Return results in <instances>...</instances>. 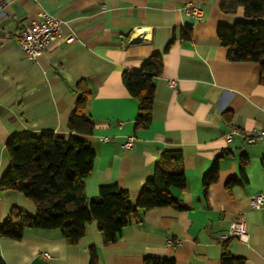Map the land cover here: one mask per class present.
Returning <instances> with one entry per match:
<instances>
[{
	"label": "crops",
	"instance_id": "obj_1",
	"mask_svg": "<svg viewBox=\"0 0 264 264\" xmlns=\"http://www.w3.org/2000/svg\"><path fill=\"white\" fill-rule=\"evenodd\" d=\"M220 2L0 0V182L9 168L7 141L40 134L80 137L95 153L83 180L88 199L103 185H117L134 205L164 150L182 152L186 178L184 191L172 190L182 210L144 212L116 243H107L94 223L76 244L59 230H31L19 241L0 239L5 264H90L91 247L96 264H142L146 257L220 264L224 244L244 264H264V207H250L251 197L264 194V145L223 139L231 128L264 130V85L257 63L227 59L218 27L243 20L244 10L237 5L225 12ZM196 3L202 18L184 12L185 5ZM43 13L61 25L50 46L29 61L17 36ZM187 31L189 38H182ZM154 54L162 56L163 69L153 80L151 123L136 131L138 104L122 75L138 70ZM79 83L90 92L86 113L95 128L89 136L67 128ZM129 139L131 146L124 148ZM223 152L217 180L204 193L203 178ZM13 207L35 215L34 204L21 193L0 189V225ZM238 216L248 241H220Z\"/></svg>",
	"mask_w": 264,
	"mask_h": 264
},
{
	"label": "trees",
	"instance_id": "obj_2",
	"mask_svg": "<svg viewBox=\"0 0 264 264\" xmlns=\"http://www.w3.org/2000/svg\"><path fill=\"white\" fill-rule=\"evenodd\" d=\"M199 2L205 0H198ZM237 5L243 7L244 19L230 27L219 26L217 38L227 50L231 62L257 63L260 84L264 85V0H221L222 11ZM190 31L182 38L188 39ZM171 45H167L166 50ZM162 56L147 58L138 70L124 72L122 83L137 101L135 130H147L151 123L154 100V78L161 75ZM77 98L67 128L78 136H89L95 126L86 113L90 92L86 85L76 87ZM9 168L0 182V189L14 190L35 206L30 216L13 207L0 225V239L19 241L26 231L59 230L67 242L76 244L85 234L87 225L94 223L109 244L116 243L124 229L141 222V215L152 209L169 207L182 210L172 190L186 187L183 155L180 150H164L133 205L127 191L117 185L99 187L96 197L88 199L83 180L92 170L95 153L80 137L68 139L55 134L12 137L5 145ZM203 178L204 193L208 184L218 177V160ZM264 164V161H262ZM243 172V165L240 167ZM235 181H231L233 184ZM95 249L90 248V264H96ZM0 264H5L0 258ZM142 264H175L173 259L146 257ZM220 264H244L243 259L230 256L224 244Z\"/></svg>",
	"mask_w": 264,
	"mask_h": 264
},
{
	"label": "built area",
	"instance_id": "obj_3",
	"mask_svg": "<svg viewBox=\"0 0 264 264\" xmlns=\"http://www.w3.org/2000/svg\"><path fill=\"white\" fill-rule=\"evenodd\" d=\"M184 12L194 18H202L203 12L200 4H187L184 6ZM61 21L51 14L43 13L36 20L30 21L24 26L18 36L17 43L20 51L25 54L29 61L35 60L43 51H45L53 42L58 33ZM69 40H72L69 38ZM167 85L170 88L175 86L173 81H168ZM238 137L247 145L261 144L264 145V130L253 129L251 131H241L236 128H231L223 137L227 144L233 142V138ZM131 139L124 145V148L131 146ZM250 207L254 210H259L264 207V194H257L251 197ZM236 239L241 242L248 241V235L245 223L242 216H238L229 226L226 234L219 237L220 241ZM170 245H177L179 241H168ZM43 257L47 258L46 253Z\"/></svg>",
	"mask_w": 264,
	"mask_h": 264
}]
</instances>
